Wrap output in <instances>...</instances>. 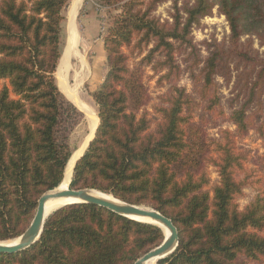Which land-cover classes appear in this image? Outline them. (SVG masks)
<instances>
[{
  "label": "trees",
  "instance_id": "1",
  "mask_svg": "<svg viewBox=\"0 0 264 264\" xmlns=\"http://www.w3.org/2000/svg\"><path fill=\"white\" fill-rule=\"evenodd\" d=\"M70 1L0 0V242L27 230L39 198L61 185L75 151L70 137L82 113L55 79ZM167 1L93 0L110 15L102 36L106 73L90 95L98 127L69 189L95 190L171 220L178 246L157 264H264V152L255 159L257 176L237 149L251 131L264 147V52L254 48L255 41L264 47V0H173L161 20L155 12ZM214 9L229 34L203 42L200 59L192 32ZM184 54L194 57V96L178 86ZM131 57L140 59L133 67ZM144 67L158 85L168 84L151 106L159 117L154 129ZM217 78L233 83L229 114ZM217 120L233 129L209 138ZM207 167L218 177L210 191ZM252 184L257 195L240 209ZM163 241L156 226L70 205L46 219L30 248L0 254V264H134Z\"/></svg>",
  "mask_w": 264,
  "mask_h": 264
},
{
  "label": "rangeland",
  "instance_id": "2",
  "mask_svg": "<svg viewBox=\"0 0 264 264\" xmlns=\"http://www.w3.org/2000/svg\"><path fill=\"white\" fill-rule=\"evenodd\" d=\"M172 1L173 0H168L167 2H164L163 4L159 5V7L157 8L155 12V16L161 20L168 19V14L170 13L171 8H172ZM182 1L183 0H179V3H181ZM71 10H73L72 6H71ZM71 10L69 11V20L67 24V39L71 34L70 27L72 25V20H73L71 16L72 14ZM66 13H67V10L64 11L65 21H66ZM107 17H108L107 22H105V26L99 31V35L102 34L103 36L104 34L105 28L109 22L110 15L108 14ZM228 34H229V28L225 21V18L221 16L220 14H218L217 10L214 9L213 15L211 17H207L203 19L201 21L200 27L194 29L192 32L193 42L196 45L197 49L199 50V56H200L199 58L204 59L206 57V51L204 50L203 42H210L212 39H215L218 43H220L228 37ZM63 36H64V47H65L63 48L65 50L66 49L65 43L67 44L66 22H64ZM73 44H74V41H73ZM97 44L98 43L96 42L92 43L89 47L90 49L88 48L89 50L87 51L86 49L83 51V47L81 46L79 48L78 44H77V47L75 48L78 54L84 57L85 62L87 64V70H88L87 76L84 77L82 81L80 82V85L76 87V93L78 94V97L80 98V100L84 104H86L92 111H94L95 114H96V106L94 105L90 95L95 90H97V88L99 87V85L101 84L103 80L104 74L106 73L104 51L103 50L100 51L99 48H98L99 50L94 48L95 45ZM254 48L258 50L259 53L264 52V47L260 48L256 41L254 42ZM178 59H179L178 61L180 63L181 70H182L180 79L178 81V86L183 88L188 94L193 95V86H192L190 74H191V69L193 68L194 57L191 55L188 57V54H184L180 56ZM139 60L140 59L131 57L129 66L133 67L137 65ZM70 67L71 69L68 73L67 81L70 87H74L75 83L73 81L74 79L73 76H74V72L78 70V59H76L75 57L71 58ZM151 75L152 73L150 69L147 67H144V83L151 97V103L148 106V110L150 112V119L152 121L151 128L154 129L155 125L159 121V117L152 112L151 106L154 103H157V97L159 95L166 92V90L168 89V84L163 83L162 85H158L157 78H150ZM216 83H217L218 96L220 98V105L225 111V113L229 114L231 112V106H236V102L234 100L235 96H234V93H232L233 83H231L230 85H226L225 82L220 78L216 79ZM79 111L82 112L81 110ZM214 124L217 127H215ZM207 128H208L207 134L209 138L216 137L218 128L233 129L230 123L226 121H222V120H217L213 122L212 125H209ZM88 133L89 131H88L87 120L85 118V115L82 114L80 124L75 128V130L73 131L70 137V143L74 147L75 150H77L81 146V144L87 138ZM237 149L238 151L246 153L248 156L246 168L248 170H252L254 173L253 175L262 176L261 171L255 165V159L264 152L262 139H260L254 131H251L248 133V135L245 138L237 141ZM206 172L210 178V184L205 190L210 191L211 188L215 184L218 183V177H217L215 170L212 167H207ZM255 180H256L255 177H252L250 179V181L252 182H254ZM257 191L258 189L256 188L254 184H252L249 187H246L243 191L244 192L243 197L238 201L239 208L243 209L248 203H250L254 199V197L257 195ZM246 263L247 264H257V263H252V262H246Z\"/></svg>",
  "mask_w": 264,
  "mask_h": 264
},
{
  "label": "water",
  "instance_id": "3",
  "mask_svg": "<svg viewBox=\"0 0 264 264\" xmlns=\"http://www.w3.org/2000/svg\"><path fill=\"white\" fill-rule=\"evenodd\" d=\"M65 46H66V43H65ZM66 99L73 104V102L70 101L68 97H66ZM82 114L84 115V113ZM97 127H98V124L92 132V137H89L90 130H88L89 133L87 135V138L84 140L81 146L77 150H75L76 152L80 149H83V152L79 157H77L74 160L73 166H72V172L75 168L76 163L83 157L89 144L94 139L95 131ZM73 156L74 155L72 154L70 160L72 159ZM72 172L70 175L69 185L71 183ZM66 178L67 177H66V170H65L64 179L62 183L66 180ZM69 185L66 190H59V187H58L56 189H53L43 194L37 202L35 215L33 217L31 224L29 225L27 230L19 238H17V244L9 248L0 247V254H16V253L22 252L30 248L32 245H34L39 240L42 234V231H43L44 223L51 214H53L57 210L64 208L66 206L79 205V204L94 205V206L103 208L105 210H108L111 213L116 214L118 216L130 219L136 222L156 226L163 232L164 241L162 242V244L154 248L153 250H151L144 256H142L134 264H148V262L152 260H154L155 264H157L159 261L171 256L175 252L178 246V234H177L176 228L174 227L171 220L164 217L159 212L152 210L150 208H147V207L129 205L127 203L116 200L110 195H109L110 198L103 197V195L106 196V194H103L95 190H89V189L71 190L69 189ZM50 200H67V201H73V202L63 205L57 208L56 210L45 214V206L47 202Z\"/></svg>",
  "mask_w": 264,
  "mask_h": 264
},
{
  "label": "bare ground",
  "instance_id": "4",
  "mask_svg": "<svg viewBox=\"0 0 264 264\" xmlns=\"http://www.w3.org/2000/svg\"><path fill=\"white\" fill-rule=\"evenodd\" d=\"M79 0H74L73 1V10H72V18H75V5L77 4ZM70 36L67 39V44H66V49L63 51L62 57L60 59L58 68L56 70V74H55V78H56V82H57V86L59 88V90L65 94L66 97H68V99L70 101L73 102V104L79 109L81 110L84 115L85 118L87 120V124H88V130H90V136L92 137V132L93 130L96 128L97 126V122H98V118L97 115L95 114L94 111H92L86 104H84L80 98L78 97V94H76V87L80 85V82L82 81V79L84 77L87 76L88 74V70H87V64L85 62V59L83 56L79 55L77 50H75V44L78 42V37H77V32L75 31L74 27L70 28ZM73 41L75 42V44H73ZM75 57L76 59H78V70H76L74 72V76H73V81L75 83L74 87H70L68 85V81H67V76L68 73L71 69L70 67V59ZM79 57V58H77ZM71 80V79H70ZM83 152V149H80L76 152L73 153V157L70 160V162L67 165L66 168V180L59 186V190H66L68 188L69 185V181H70V175L72 172V166H73V162L74 160L79 157ZM103 197H107L110 198L109 195H103ZM73 201H67V200H50L47 202L46 206H45V214H47L48 212H52L54 210H56L57 208L72 203ZM17 244V239L15 240H11V241H7V242H0V247L2 248H9L12 247L14 245ZM148 264H155V261L152 260L150 262H148Z\"/></svg>",
  "mask_w": 264,
  "mask_h": 264
},
{
  "label": "crops",
  "instance_id": "5",
  "mask_svg": "<svg viewBox=\"0 0 264 264\" xmlns=\"http://www.w3.org/2000/svg\"><path fill=\"white\" fill-rule=\"evenodd\" d=\"M74 0H71L66 13V39H67V24L69 20V11ZM72 13V10H71ZM72 16V15H71ZM108 12L98 8L93 0H79L75 5V18H72L71 27L77 32L79 41L75 47H83V51L89 50L90 45L94 42L98 43L94 48L103 50L102 34L99 31L105 26L107 22ZM70 27V28H71ZM76 27V28H75ZM98 41V42H97ZM100 42V43H99ZM85 47V48H84ZM89 48V49H88ZM98 49V50H99Z\"/></svg>",
  "mask_w": 264,
  "mask_h": 264
}]
</instances>
